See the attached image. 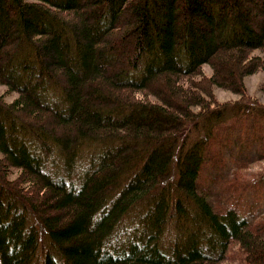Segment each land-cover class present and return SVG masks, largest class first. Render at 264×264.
<instances>
[{
  "label": "trees",
  "instance_id": "trees-1",
  "mask_svg": "<svg viewBox=\"0 0 264 264\" xmlns=\"http://www.w3.org/2000/svg\"><path fill=\"white\" fill-rule=\"evenodd\" d=\"M256 49L264 0H0V264H264Z\"/></svg>",
  "mask_w": 264,
  "mask_h": 264
},
{
  "label": "rangeland",
  "instance_id": "rangeland-1",
  "mask_svg": "<svg viewBox=\"0 0 264 264\" xmlns=\"http://www.w3.org/2000/svg\"><path fill=\"white\" fill-rule=\"evenodd\" d=\"M250 5L253 7L252 11L256 17V20L254 22L255 24H257L258 20L262 19V11L258 9L259 7L257 6V4L254 5L250 3L249 6ZM253 55L260 56L264 61V50L256 49L253 51ZM204 74L206 76L212 74V69L210 68V66H204ZM243 84L246 90V98H253L261 103H264V67L261 66L256 71L246 75L243 79ZM0 94L4 95L7 101H12L17 96V93L15 91H7V87L3 84H0ZM212 96L213 100L217 103L232 102L242 98L240 92L234 91L233 89H230L228 87H221L217 84L213 85L212 87ZM256 166L264 167V160L257 163ZM253 170L257 171V168ZM18 174L19 171L12 170L11 177H17ZM226 263L247 264L243 258L242 250L235 246L231 248L228 261Z\"/></svg>",
  "mask_w": 264,
  "mask_h": 264
}]
</instances>
